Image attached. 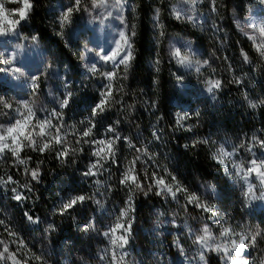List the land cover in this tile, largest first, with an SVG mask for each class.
<instances>
[{
	"label": "trees",
	"instance_id": "1",
	"mask_svg": "<svg viewBox=\"0 0 264 264\" xmlns=\"http://www.w3.org/2000/svg\"><path fill=\"white\" fill-rule=\"evenodd\" d=\"M130 2H133L134 18L127 12L124 16L106 15L99 7H92L97 0H80L79 10L73 11L70 22L61 27L64 10L58 0H31L33 8L28 18L11 26L15 27V33L8 32L18 41L25 38L36 45L38 62L28 71L38 74V78L30 88L22 84L20 73H0V92H10V98L24 100L30 105L33 115L26 133H32L38 147L52 141L49 149L41 152L23 146L29 141L20 137L19 157L11 150L0 153V221L3 222L0 223V241L3 242L0 251L7 245L21 264L25 261L27 264H87L88 256L98 253L101 227L97 226L94 231H78L75 226L89 218L99 223L105 217L106 199L108 196L112 200L119 199L125 188L120 181L136 157L140 159L135 163V175L143 190L134 186L133 200L136 213H143V219L147 217V204H153L154 200L163 209L172 208L173 204L180 210L181 207L170 203L169 197H156L153 190L148 191L153 173L167 182L171 180L173 167L179 186L187 190L183 191L185 196L194 194L202 203L204 199L200 197L198 182H214L227 196L231 194L226 200H230L229 205L226 203L223 209L229 213L235 210L233 190L222 178L223 168L212 154L209 134L218 131V139H235L240 126L249 129L257 120L264 129V106H260L264 101L260 92L264 77L250 80L248 75L254 73L255 65L264 73V63L250 49L253 40L248 37L254 36L258 41L264 38L246 29L242 22L243 14L251 9L254 0H215L214 11L212 0H206L204 9V0L197 7L187 0ZM2 3L9 11L22 7L20 0ZM157 8L160 9L158 21L154 19ZM173 9L181 13V19L176 18ZM166 11L170 17H165ZM121 17L128 27L121 23ZM18 19L15 13L13 20ZM133 24L136 34L132 41V64L125 69L102 60V53H106L109 46L113 50L120 40H116L120 32H127ZM157 48L159 55H153ZM176 49L182 56L189 57L191 66L178 63V58L172 55ZM242 50L247 53L248 62L244 61ZM153 57L160 58V65L154 66ZM92 65L96 66L95 72L88 70ZM232 70L238 71V81L252 94H245L236 85ZM107 72L116 73L111 81L112 96L105 110L93 116L92 109L103 99L101 93L109 84L103 75ZM173 78L177 90L196 89L195 94L199 95L196 99L201 95L205 98L196 112L190 109L193 102H189V97L184 98L177 110L186 105L192 120L183 123L191 127L183 131L168 101L169 80ZM210 80L221 82L214 97L207 91ZM65 99L69 103L62 108ZM250 102L257 107H251ZM17 106L15 104V108ZM14 111L11 122L24 118L26 111H20L17 116ZM53 112L60 115L54 116ZM153 117L160 120L153 126L165 140L164 145L152 151L156 156L154 167L141 163L144 152L141 140L150 130L146 119ZM47 121L52 127L46 128L47 135L41 137L40 126ZM109 127L115 130L109 132L110 137L105 133ZM88 129H91L90 135L83 136ZM57 134L62 139L61 144L52 140ZM117 135L121 139L114 145V158L107 157L106 147L101 156L94 155L104 148L98 141L114 139ZM124 138L131 139L132 149L123 146ZM205 140L207 143L201 142ZM65 150L67 155L60 156ZM18 160L25 163L20 164ZM97 161L99 164L93 169L95 174L85 175ZM32 171L39 172L37 179L32 178ZM17 194L21 195V200L14 198ZM81 195L86 197L83 202L61 212L64 203ZM191 208L193 218L206 212L198 209L195 203ZM28 216L36 222H30ZM131 234L135 236L136 231L132 230ZM36 256L41 259H35ZM7 264L13 261L7 260Z\"/></svg>",
	"mask_w": 264,
	"mask_h": 264
},
{
	"label": "rangeland",
	"instance_id": "2",
	"mask_svg": "<svg viewBox=\"0 0 264 264\" xmlns=\"http://www.w3.org/2000/svg\"><path fill=\"white\" fill-rule=\"evenodd\" d=\"M3 1L13 2L15 0H1L0 4H3ZM130 0H119V4L117 0H104V3L101 4L100 11L106 15H115L119 14L124 16L127 12L131 15V18H134L135 10L133 6V2ZM168 1V0H165ZM200 1L194 6H200ZM60 2V8L64 11L69 7H73L75 5V0H58ZM97 3L100 4V0H97ZM206 0L202 3V8L206 5ZM4 5V4H3ZM130 5H132L130 7ZM6 14L8 16V20H13V16L17 11H9L7 9ZM205 11V10H204ZM214 11V10H213ZM215 15V14H214ZM136 16V15H135ZM165 17H170L168 12H165ZM242 22L246 29L249 31H256L259 33L258 29L261 26H264V3L261 0H254L251 9L244 13L242 16ZM134 25V24H133ZM255 25V27H254ZM12 25L7 23H3V27L8 28ZM132 25H129L128 31L126 33L130 34V29ZM135 34H136V26H135ZM161 37V36H159ZM134 36H131V43ZM120 39V35L116 40ZM110 45V44H108ZM116 47V46H115ZM114 47V48H115ZM108 51L106 53H102L101 56L111 55L112 49L110 46L108 47ZM251 50H254L258 56L261 58L259 53L256 51V47L254 43L250 46ZM133 50V58H134V48ZM159 55V50L153 51V55ZM123 55V53H121ZM8 60L9 63H3L4 60ZM37 48L36 45L32 41H26L25 38L18 41L16 38L8 35H0V73L5 75L8 71H16L19 69L17 73L22 75V84L28 86L30 88L34 87V83L38 78V74L29 73L28 69H33V66L37 64ZM133 59L130 61L128 67L132 64ZM162 61L160 58L153 57V64L160 65ZM156 63V64H155ZM42 62L40 61V65ZM116 67L125 68L124 65H118ZM127 67V68H128ZM126 69V68H125ZM38 72V69L36 70ZM108 73V72H107ZM33 77L35 79L33 80ZM173 80H169V90H168V101H171L172 107L171 111L177 115V119L179 116H185L186 119L180 122L179 129L183 131L184 129H190L191 127L186 126L183 123L192 120L191 114L188 115V108L186 105H183L181 110L180 106L184 103V98L189 97V102H193V105L190 109L192 112H196L202 106L201 101L205 98L203 95L200 96L199 99H196L198 96L195 92H198L196 89L188 88V89H180L177 90L173 86ZM264 83V82H260ZM261 95L264 98V87L261 88ZM10 92H0V97H2L5 101L12 105L11 108L3 107L0 105V126L8 127L15 124L16 119L11 122L10 116L13 111L15 116L20 113V111H26L25 116L28 115L27 109L23 107V102L17 101L13 98H10ZM199 102V103H198ZM18 103V104H17ZM15 104L19 105L15 108ZM188 104V103H187ZM29 105V104H28ZM157 106V104L155 103ZM30 106V105H29ZM158 119L155 117L146 119V125L149 127V131H146V136L141 140L144 147V152L141 156V163L143 165H149L154 167L155 155L153 154V149L155 147H160L164 145V138L161 133L154 129L153 123H158ZM260 122L257 120L256 124L252 125L249 129H244L245 127L240 126L237 129L238 135L235 139H231L230 137H221L218 139V131L215 134H209V139H211L212 143V154L215 155L219 152L221 148H223L227 152H231L232 155L230 157L225 158V163L221 164L218 162V159H215L217 163H219L223 168V179L230 185L233 190L234 196H232L235 204V210L232 212H228L223 209L224 205L228 203L226 200L230 199L231 194L228 196L223 193L221 188L214 182H198V191L200 194L202 204H207L212 208L211 212H205V214L200 213L197 218H193L194 222L191 218L184 221L175 222L178 219L179 215L184 212V205L193 206L194 203L188 202V194L185 196L183 191L176 192L175 198L170 193H165L164 196L170 198V203H174L180 210L174 208L172 204V208L163 209V207L154 200L153 205L146 206L147 217L145 216L143 219V213H136V204L133 200V188L132 186H126L123 189L122 194H120L119 199L112 200L111 197L106 199V204L104 208L105 217L100 219L99 223L95 219H87L84 223H79V225L75 226V229L78 231H94L97 226L101 227V234H99V242L100 246L98 248V253L96 255L88 256L87 264H100L105 263L111 264L112 260V245L110 242V238L104 235L105 232H108L111 227H113L117 221V218L120 216V212L122 209L126 208L127 201L131 196V206L132 210L129 211L128 216L124 218L125 227H127V220H131V231L135 230L136 235L129 237L127 245L123 249H118V253L124 254L123 264H211V261H216V264H231V261H225L222 259L224 257L223 251H215V247L217 245L221 246V248H231V243L233 240L239 242L241 234H247L250 232V227H254V231L257 227L260 229H264V199H254L252 201H248L244 198L243 192L247 191L248 184L244 182V180L240 179L235 175V169L233 168V163L231 160H234L236 164H245L247 165L249 161L252 159H256L258 162L264 160V148H251L249 151V136L256 135V128L253 126H259ZM182 125V126H181ZM154 129V130H153ZM25 132L27 131V126L25 127ZM3 131V128H0V132ZM190 133V131H188ZM264 133V129H262ZM106 135L109 136V131L106 130ZM222 133H224L222 129ZM112 140L110 138L105 139L104 141ZM129 142L132 146L129 145ZM8 143L11 145V140L9 139ZM244 145L241 147V145ZM16 146V145H11ZM123 146L126 149H132L133 143L130 138H124ZM105 148L106 146L103 145ZM170 159V156H169ZM175 170V167L172 168ZM170 170L171 180L167 181L169 185L172 186V190L176 191L177 181L172 180V176H175V172ZM158 177H162L160 175H156ZM166 181V180H165ZM250 183L256 185L254 188V192L256 196H259L261 192L264 191V186L259 185V181L255 176L250 177ZM179 184V183H178ZM263 191H262V190ZM161 189H157L155 191V196L159 197L161 195H157L156 193ZM181 193V194H180ZM204 201V202H203ZM233 203V202H231ZM237 204V207H236ZM171 207V206H170ZM183 207V208H182ZM199 209V207H198ZM202 209V208H201ZM153 217L156 219L153 221ZM220 220V221H219ZM92 225V227L86 228L85 225ZM100 225V226H99ZM208 227L212 236L215 238L209 241V245L211 247L202 249L201 245L195 243L196 238L194 237L198 231H202L204 227ZM229 228L231 232L227 236H221L220 233L223 229ZM100 229V228H99ZM121 234L120 230L116 232V236ZM97 234H94L93 237H96ZM176 241H181L179 246H177ZM247 242V241H246ZM65 244V243H64ZM62 244V245H64ZM67 244V243H66ZM262 247L261 255L264 254V238H259L257 241V245L255 248H249L246 250V253H250L251 255H246L249 261H254L255 258L260 257L259 249ZM155 251V252H154ZM199 251V252H198ZM201 251H203L204 260L200 259ZM209 252V253H208ZM208 253V254H207ZM222 254V255H221ZM155 255V256H154ZM191 255V256H190ZM199 256V257H198ZM198 257V258H197ZM206 257L210 258L208 262ZM184 260V261H183ZM189 262H187V261ZM97 261V263H95ZM196 261V262H194ZM204 261V262H203ZM0 264H7L6 260L2 261Z\"/></svg>",
	"mask_w": 264,
	"mask_h": 264
},
{
	"label": "snow or ice",
	"instance_id": "3",
	"mask_svg": "<svg viewBox=\"0 0 264 264\" xmlns=\"http://www.w3.org/2000/svg\"><path fill=\"white\" fill-rule=\"evenodd\" d=\"M22 3V7H19L17 10V13L19 15L18 20H8V16L6 14V10L4 8L3 4H0V35H6L8 32H13L15 33L16 29L15 27H8L5 28L3 27V23H7L9 25H19L21 21H24L28 18V14L30 10L33 8V4L31 3V0H20ZM188 3L192 4L193 6L198 2V0H187ZM213 2V10H215V0H212ZM262 3H264V0H261ZM104 3V0H100V4L93 3L92 7L95 9L97 7H100L101 4ZM117 3L119 4V0H117ZM79 5H80V0H75V5L73 7L67 8L66 11L62 12L61 19H60V24L61 27L66 25L67 23L70 22L71 15L73 11H78L79 10ZM159 12L160 9H156V14L154 16V19L158 21L159 19ZM173 12L176 16L177 19H181V13L179 11H176L173 9ZM111 15V13H109ZM121 23L125 24L126 27V21L121 17ZM255 27V25H254ZM135 25L131 26L130 29V34L126 33L125 31L120 32V40L116 42V47L112 50L111 55H104L101 56V59L104 60L106 63L111 61L113 62L114 66L118 65H124L125 68L128 67L130 61L133 59V50H132V43H131V36L135 35ZM260 33V37L264 38V26H261L258 29ZM250 40H253V43L256 47V51L259 53V55L264 58V39H260L259 41L257 40L256 37L254 36H249L248 37ZM35 39V37H33ZM123 53V55H121ZM172 55L176 58H178V63L182 65H187L191 66L192 61L189 59L187 56H182L181 52L179 49H176L175 51L172 52ZM241 55L244 58L245 62H248V55L247 53L241 52ZM3 63L8 64L9 61L6 59L3 61ZM203 63L207 64V61H204ZM91 72L96 71V66L92 65L89 69ZM199 70V69H197ZM18 72L19 69H16ZM104 77L109 81V84L105 86L106 90L101 93L103 99H101L100 103H98L93 109H92V115L96 116L99 112H103L105 110V105L108 103V101L111 99L112 96V85L111 81L115 79L116 73L115 72H108L103 74ZM35 77H33V80ZM221 86V82L219 80H210L208 81V87L207 91L210 94H213L214 97V91L218 90ZM70 95V94H69ZM69 103L68 99L63 100L61 103V107L67 106ZM261 103H264V101H261ZM0 105H3V107L6 108H11L12 105L5 101L2 97H0ZM250 106L255 108L257 107V104L251 103ZM23 107L27 109L28 115L24 116L23 120H16L15 124L4 127L0 126V128H3V131L0 132V153L4 152L5 150H11L12 154L14 156L19 157V151L22 147V145L19 143L20 137H23L25 140L29 141L28 145H23V146H30L33 147V150H39L41 152L49 149L51 145V140L48 142H45L42 147L37 146L36 140L32 137L31 132H25V127L28 125L33 113L32 109L29 107L27 102H23ZM52 115L54 116H59V113L53 112ZM186 119L185 116H179L177 119V124L180 125L181 120ZM182 126V125H181ZM52 127L51 122L47 121L41 124L40 126V133L39 135L41 137L47 135L46 133V128ZM109 132L115 131L112 127H109L108 129ZM57 133H59V129H57ZM91 133V129H88L87 131L83 132V136H89ZM9 139L11 140V145H16L15 148H12L11 145L8 143ZM121 137L117 135L114 139L108 140L107 142L104 140L98 141L99 144L105 145L107 149V157L108 158H114L115 157V150H114V145L117 140H120ZM52 140L55 141L56 144H61L62 139L57 134L56 136L52 137ZM203 143H207V141H201ZM259 144L261 148H264V141H254V145ZM129 145L131 143L129 142ZM244 145L242 144L241 147ZM249 151H251V148H249ZM105 152V148H100L97 152L94 153L96 156H101V153ZM60 156L67 155V151H62L59 153ZM232 155L231 152L225 151L223 148L219 150L217 154L214 155L215 159H218V162L223 164L225 163V158L230 157ZM102 159L105 157H101ZM139 157H136L135 160L131 162V166L125 171L123 174V178L121 179L120 183L125 184L126 186H132L134 185L135 188L143 190V186L140 184L137 176L135 175V163L136 160H139ZM20 164H24V160H18ZM97 164H99V161H97L96 164H93L90 168L88 173H85V175H94L95 173L93 172V169L97 167ZM233 168L235 169V175L238 176L240 179L244 180L245 183L248 184V189L247 191L243 192V196L246 200L249 202L254 200V199H264V192H261L259 196L255 195L254 188L256 185L253 183L249 182L250 177L255 176L256 179L259 181L260 186H264V160L257 161L256 159H252L251 161L248 162L247 165L245 164H236L233 162ZM31 176L33 179H37L39 176L38 171H32ZM151 179L154 181L153 184H150L148 186V191H152L153 187H159L161 190L158 191L156 194L157 195H164L165 193H170L173 198L176 196V192L180 191H187L186 189L182 188L179 186L177 182V187L176 191L172 190V186L166 183L165 179L163 177H158L155 174L151 177ZM172 180L176 181V177L172 176ZM147 195V192L145 193ZM16 200H21L22 197L21 195L17 194L14 197ZM86 199L85 196H76L73 199H71L69 202L64 203L61 209V212L66 211L68 209H71L77 202H83ZM188 202L189 203H195L197 207L202 208L203 211L206 212H211L212 208L208 205L202 204L199 200V197L196 195L192 194L188 196ZM127 207L122 209L120 212V216L117 218V221L113 227L109 229L108 232H105L104 235L106 237L110 238V242L112 245V260L111 264H123V259H124V254L123 253H118V249H123L125 245H127L129 237L131 236V220H127V227H125V223L122 222L124 221V218L128 216L129 211L132 210L131 206V196L129 197V200L126 202ZM27 215V213L25 214ZM28 219L30 222L35 223L36 221L33 219V217L28 216ZM0 223H3L0 221ZM86 228L92 227V225H85ZM120 230L121 234L119 236H116V232ZM203 235H200L196 238L195 243L201 245L202 249L209 248L211 247L209 245V241L215 239L208 227H204L202 229ZM231 232V229L225 228L223 231L220 233L221 236H227ZM10 235H15L14 233H9ZM259 238H264V229H260L257 227L254 232H248L247 234H241L239 242L233 240L231 243V248H221V246L217 245L215 247V251H223L224 252V257H222L223 260L225 261H231V264H264V254H262L260 257L255 258L254 261H249L246 257V255H251L250 253H246V250L249 248H255L257 245V241ZM247 241V242H246ZM0 243H3L0 241ZM22 244V242H21ZM177 246H179V242L177 241ZM35 259L40 260L41 257L36 256ZM200 259L204 260V254L203 251H201ZM5 260H12L13 264H21V261L16 259V254L13 252H10L7 245H4L3 251H0V261H5ZM24 264H27L25 261Z\"/></svg>",
	"mask_w": 264,
	"mask_h": 264
},
{
	"label": "built area",
	"instance_id": "4",
	"mask_svg": "<svg viewBox=\"0 0 264 264\" xmlns=\"http://www.w3.org/2000/svg\"><path fill=\"white\" fill-rule=\"evenodd\" d=\"M238 59L240 60L239 56H238ZM260 61L264 63V58L261 57L260 58ZM232 71H233L232 74L235 75L234 77H235L236 85H238L239 87H241L242 90L244 92H246L245 94H252V91H246V87H244L243 84H241L240 82H238V71L237 70H232ZM248 75H249V79L250 80L251 79H255L256 77H264V73L261 72L260 69L256 65H255V71H254V73H248ZM254 91H258V89H255ZM260 106L263 107L264 106V103L260 104ZM253 128H256V135L249 136V147L250 148H253L254 151H255V148H259L260 146H259V144H255V146H253L254 145V141H264V133L262 132V128L260 127V125L259 126H253ZM154 129H156V128H154ZM233 162H235V161L234 160H231V163H233ZM153 183H154V181L152 180V184ZM189 184H190V186L192 185L191 182ZM157 189H160V188L159 187H153L154 195H155V191ZM151 205H153V204H151ZM236 207H237V204H236ZM189 210L192 211L191 206L190 205H184V212H183V214L179 215L178 219H176L175 222L184 221V220L189 219L190 214L193 212V211L192 212H189ZM155 219H156V217H153V221ZM254 227H250V231L251 232H254ZM98 234H100V231H99ZM200 235H203V232L199 230L198 233L194 237H198ZM178 242L181 243V241H178ZM176 243H177V241H176ZM261 251H262V247L259 249V254L260 255H261ZM206 260H209L210 261V258H206ZM1 262L2 261H0V263ZM106 262H108V261H106ZM106 262L105 263H100V264H106ZM6 263H7V260H6ZM95 263H97V261ZM211 264H216V261H211Z\"/></svg>",
	"mask_w": 264,
	"mask_h": 264
},
{
	"label": "bare ground",
	"instance_id": "5",
	"mask_svg": "<svg viewBox=\"0 0 264 264\" xmlns=\"http://www.w3.org/2000/svg\"><path fill=\"white\" fill-rule=\"evenodd\" d=\"M258 78V77H257ZM238 82H240V81H238ZM241 84H242V82H240ZM223 178V177H222ZM224 180V179H223ZM226 184V183H225ZM192 209V208H191ZM194 212H192L191 214H193ZM191 214H190V216H191ZM190 218V217H189ZM188 220V219H187ZM220 221V220H219ZM155 252V251H154ZM199 252V251H198ZM209 253V252H208ZM207 253V254H208ZM205 255V254H204ZM222 255V254H221ZM155 256V255H154ZM191 256V255H190ZM199 257V256H198ZM197 257V258H198ZM206 258H209V257H206ZM184 261V260H183ZM187 261V260H186ZM208 262H209V260H207ZM188 262V261H187ZM194 262H196V261H194ZM204 262V261H203ZM189 263V262H188ZM177 264V263H176ZM186 264V263H185ZM208 264V263H207Z\"/></svg>",
	"mask_w": 264,
	"mask_h": 264
}]
</instances>
